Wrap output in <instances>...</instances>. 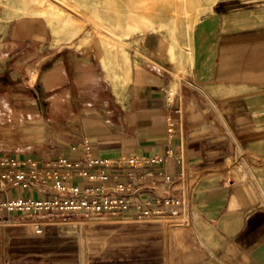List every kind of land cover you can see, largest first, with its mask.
<instances>
[{
  "label": "crops",
  "instance_id": "1",
  "mask_svg": "<svg viewBox=\"0 0 264 264\" xmlns=\"http://www.w3.org/2000/svg\"><path fill=\"white\" fill-rule=\"evenodd\" d=\"M236 3L219 6L212 40L182 70L165 39L148 34L130 47L129 61L120 58L117 81L93 51H44L38 20L8 24L0 34V171L34 167L38 178L0 188V200L52 196L55 180L97 191L124 185L131 204L101 214L120 235L116 252L93 261L163 264L162 227L142 210L182 214L160 201L181 195L188 225L174 243V264H264V8ZM238 153L234 180L229 165ZM87 155L111 162L104 176ZM19 216L0 214V264L45 255L64 227L50 221L59 214ZM12 217L16 224L1 223Z\"/></svg>",
  "mask_w": 264,
  "mask_h": 264
},
{
  "label": "rangeland",
  "instance_id": "2",
  "mask_svg": "<svg viewBox=\"0 0 264 264\" xmlns=\"http://www.w3.org/2000/svg\"><path fill=\"white\" fill-rule=\"evenodd\" d=\"M227 1L233 0H0V34L8 24L18 20H38L46 30L48 46L44 51L53 47L93 51L104 67H112L117 81L123 65L120 58L129 61L130 47L138 45L148 34L165 39L173 63L182 70L212 40V24H217L219 6ZM234 1L239 8H264V0ZM107 32L119 35L123 42L111 39ZM118 48L123 49L122 54ZM37 84L42 87L41 82ZM24 92L30 94L26 86ZM0 126V129L5 127L2 121ZM240 157L230 161L229 170L237 169L235 164ZM229 177L237 179V175ZM16 218L1 223L16 224ZM147 219L162 227L163 264H174V243L188 225L185 215L176 213ZM50 221L54 226L63 225V230L56 231L54 238L47 241L45 255L42 251L21 255L22 264L43 262V258L47 264H99L94 261L106 253L116 252L111 243L118 241L120 235L114 230V222L102 215L66 214ZM26 223L35 228V222ZM121 239L127 242L130 238Z\"/></svg>",
  "mask_w": 264,
  "mask_h": 264
},
{
  "label": "built area",
  "instance_id": "3",
  "mask_svg": "<svg viewBox=\"0 0 264 264\" xmlns=\"http://www.w3.org/2000/svg\"><path fill=\"white\" fill-rule=\"evenodd\" d=\"M240 156L238 153L235 157L237 159ZM60 163L69 164L71 162L66 158L59 159ZM87 164L90 166H100V175L104 176L106 168L111 164L107 159L87 155ZM74 162L73 165H77ZM84 174L89 177H94L95 174ZM38 172L34 167L29 169H17L15 171L4 170L0 171V188L6 185H22L24 187L30 186L37 180ZM54 195L52 196H14L7 197L0 200V214L7 215H21L24 217H30L33 215H93L99 216L105 212H116L127 207L131 203L128 199L121 195V191L125 188L124 185L117 184L109 187L107 190H99L92 188H81L75 183H65L62 180H55L48 185ZM161 202L165 204L179 205L181 207L180 212L185 215L188 221V203L181 195H173L171 193L164 195ZM139 206V205H138ZM177 209L172 210V214H176ZM142 213L146 217L159 216L160 212L145 207ZM41 228H36V231H41Z\"/></svg>",
  "mask_w": 264,
  "mask_h": 264
},
{
  "label": "bare ground",
  "instance_id": "4",
  "mask_svg": "<svg viewBox=\"0 0 264 264\" xmlns=\"http://www.w3.org/2000/svg\"><path fill=\"white\" fill-rule=\"evenodd\" d=\"M107 33H108V35L110 36L111 39H114V40H116L118 42H123L122 38H120L119 35H116V34H114L112 32H107ZM236 175H237L236 169L234 167L231 168V170H229V176H236Z\"/></svg>",
  "mask_w": 264,
  "mask_h": 264
}]
</instances>
